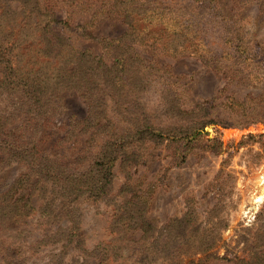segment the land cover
Instances as JSON below:
<instances>
[{"label":"rangeland","instance_id":"374dc122","mask_svg":"<svg viewBox=\"0 0 264 264\" xmlns=\"http://www.w3.org/2000/svg\"><path fill=\"white\" fill-rule=\"evenodd\" d=\"M46 1L54 3L55 20L66 23L64 27L71 31L62 33L68 45L84 52V59L89 54L102 57L103 63L92 72V63L87 64L85 96L74 90L60 94L55 116L39 130L38 137L43 138L38 148L70 172L87 170L88 154L99 156L108 140L124 146L125 154L124 165L118 162L101 193L88 188L75 202L56 197L52 211L57 219L52 225L54 233L48 236L55 244L52 249L70 240L65 232L79 230L82 234L73 238L79 245L77 251L60 264H86V258L94 264L113 263L120 255L124 264H140L141 254H148L142 264H162L158 258L164 256L170 264H264V0H215L231 34L240 37L236 51L243 52L232 61L220 57L216 67L192 55L159 52L151 43L129 45L131 56L135 54L137 62L147 68L144 73L156 76L144 83L140 94L112 86L107 69L116 59L97 41L123 37L122 15L129 2ZM142 4L171 8L184 16L195 7L194 0H142ZM165 80L166 94L161 93ZM86 99L97 101L99 121L82 122L89 118ZM175 103H180V112L193 111V115L196 108H208L202 118L206 123L195 132L197 141L182 162L172 159L174 143L130 137L131 124L143 119L163 126L177 123L170 114L178 110ZM246 123L240 130L232 129ZM114 133L122 140H111ZM247 134L251 138L239 147ZM211 140L220 145L214 142L213 146ZM86 148L84 156L81 151ZM29 164L16 165L0 155V193L25 175ZM97 172L91 169L86 180L96 179ZM43 193L45 189L40 188L36 194L43 197ZM142 221L150 226L146 236L138 228ZM127 225L129 231H125ZM184 240L187 244L182 245ZM203 240L213 242L215 258L204 261L201 248L195 246ZM161 242L172 250L165 255L158 249L156 260L153 252ZM60 255L41 250L37 264H49L51 257Z\"/></svg>","mask_w":264,"mask_h":264},{"label":"trees","instance_id":"16d2710c","mask_svg":"<svg viewBox=\"0 0 264 264\" xmlns=\"http://www.w3.org/2000/svg\"><path fill=\"white\" fill-rule=\"evenodd\" d=\"M133 1L126 0L131 5L122 15L126 26L123 37L113 41L97 40L104 50H111L113 59H116L107 69L112 86L116 89H127L133 94L138 91L140 94L145 90L144 83H151L156 77L155 74H145L147 68L138 63L135 54L131 56L129 45L132 43L138 46L151 43L150 47L157 46L159 52L192 55L210 68L216 67L220 57L232 61L243 55V52L236 51L240 45V37L231 34L230 27L226 26L220 16L215 0H194V12L188 16L167 7L140 5L142 0H137V3ZM50 4L46 0H0V155L6 157L7 162L11 161L16 165L30 163L25 166L27 173L16 178L6 191L0 193V264H37L41 250L51 254L57 251L61 254L60 257L53 256L48 263L60 264L75 253L79 245L74 244L73 238L82 235L79 230L65 232L70 242H63L56 250L52 249L55 244L48 239L54 233L52 225L57 219L52 211L56 197L60 195L64 200L75 202L88 192V188L101 193L106 189L104 182H107L118 162L121 164L125 157L122 152L124 146L112 144L108 140L107 146L100 148L99 156L98 153L92 156L87 152V170L85 168L83 172H70L60 161L49 160V155L38 148L43 138L42 135L38 137L39 130L50 122V117L55 116L61 104L60 94L74 90L83 92L82 95L85 96L87 64L92 63V72L94 69L100 70L99 66L102 67L103 63L102 57L89 54L84 59V52L78 53L68 45L69 41L62 33L69 35L71 31L64 27L66 23L55 20L51 13L54 3ZM251 60L255 58L252 57ZM162 85L161 93H168L166 80ZM86 102L89 118L82 122H95V119L99 121L101 115L97 101L86 99ZM171 103L173 100L169 104ZM179 104L175 103L178 113L170 111L177 123L163 126L143 119L131 124L130 137L145 136L153 141L159 139L162 141L160 143H174L171 149L172 159L182 162L191 151V145L197 141L195 132L199 133L206 123L202 118L205 114L203 111L208 108H203L202 111L196 108L197 113L193 115V111L180 112ZM185 117L189 119L184 120ZM246 125L247 123L232 129L240 130ZM116 138L122 140L115 133L110 139ZM139 138L137 140L141 142ZM250 138L251 135H245L238 146ZM209 142L213 146L214 142L220 145L219 141ZM86 151L87 148L81 151L84 156ZM91 169L93 172L98 169L99 173L95 175L96 179L88 182L85 177L86 173H91ZM40 188L45 189L43 197L36 194ZM138 228L146 236L150 226L142 221V226ZM129 230L127 225L125 231ZM185 244L187 242L184 240L182 245ZM195 246L201 248L200 255H204V261L215 258L213 242L203 240L196 242ZM155 247V258V253L160 248L163 249L160 252L165 255L172 250L165 242L160 245L158 243ZM116 251L120 249L116 248ZM147 255L141 254L140 258H144L143 261L146 262ZM122 257L118 256L113 263H103L124 264ZM158 259H161L162 264L163 259L166 264L171 263L165 256ZM86 264L94 263L86 258Z\"/></svg>","mask_w":264,"mask_h":264}]
</instances>
